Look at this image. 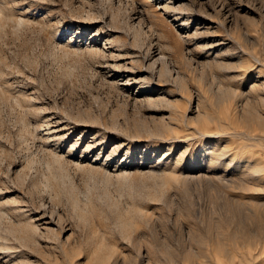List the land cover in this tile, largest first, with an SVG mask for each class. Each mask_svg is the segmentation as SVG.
Returning <instances> with one entry per match:
<instances>
[{"label":"rangeland","instance_id":"obj_1","mask_svg":"<svg viewBox=\"0 0 264 264\" xmlns=\"http://www.w3.org/2000/svg\"><path fill=\"white\" fill-rule=\"evenodd\" d=\"M0 25V264H264V0Z\"/></svg>","mask_w":264,"mask_h":264},{"label":"bare ground","instance_id":"obj_2","mask_svg":"<svg viewBox=\"0 0 264 264\" xmlns=\"http://www.w3.org/2000/svg\"><path fill=\"white\" fill-rule=\"evenodd\" d=\"M20 22V21H19ZM1 26V25H0ZM163 56V58L165 57L164 55H162ZM162 64V63H161ZM153 65H156V62L153 64ZM255 171V170H254ZM253 175V174H252ZM37 230V229H36Z\"/></svg>","mask_w":264,"mask_h":264}]
</instances>
